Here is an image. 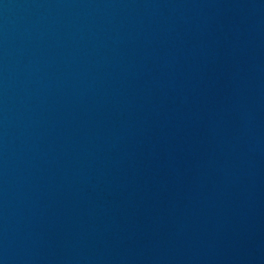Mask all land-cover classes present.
<instances>
[{
	"label": "water",
	"instance_id": "water-1",
	"mask_svg": "<svg viewBox=\"0 0 264 264\" xmlns=\"http://www.w3.org/2000/svg\"><path fill=\"white\" fill-rule=\"evenodd\" d=\"M0 264H264V0H0Z\"/></svg>",
	"mask_w": 264,
	"mask_h": 264
}]
</instances>
